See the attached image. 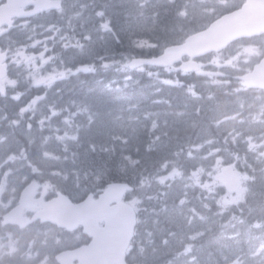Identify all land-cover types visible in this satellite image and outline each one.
Here are the masks:
<instances>
[{"label":"rangeland","instance_id":"374dc122","mask_svg":"<svg viewBox=\"0 0 264 264\" xmlns=\"http://www.w3.org/2000/svg\"><path fill=\"white\" fill-rule=\"evenodd\" d=\"M168 14H169V11H165V17H167V18H170L169 16H168ZM171 19V18H170ZM143 25H145V24H143ZM152 25H154L155 26V24L154 23H152ZM147 26H148V24H147ZM146 26V27H147ZM161 28V27H160ZM174 31H176V32H180L181 30L179 29V28H176ZM167 32V31H166ZM167 33H169V34H172L173 32H172V29H171V27H170V29L168 30V32ZM143 35H145L144 33H143ZM115 49V44H113V43H111V44H109V46H108V50L109 51H112V50H114ZM109 53H112V52H109ZM121 63L122 61H118L117 63ZM105 63L107 64V65H112V63H113V61H109V60H107V61H105ZM144 95V94H143ZM173 97V96H172ZM192 97H195V96H193L192 95ZM174 98L175 99H177L175 96H174ZM173 98V99H174ZM230 99L229 98H221V102H222V104H225V106L227 107L229 104H230ZM145 106H147L148 104H150V101L149 100H147L146 102H144L143 103ZM203 104H204V102L202 103V109H203V114H211L210 115V119L211 120H213V121H221V120H219V119H217V117H216V115H215V113H218L219 112V108L218 109H216V108H213L212 107V105L209 107V108H205L204 109V106H203ZM238 105L236 104V109H238V107H237ZM220 107H221V111H223V107H222V105H220ZM176 116V115H175ZM160 117L161 118H163V119H165L166 121H168V119H169V116H167L166 114H161L160 115ZM228 117H230V115L229 114H223L222 115V119L223 120H226V119H228ZM106 119V117H103V119H101L100 121H99V123H98V125H97V129H98V131L97 132H100V131H103V130H107V128H105V127H107L108 125H109V120L107 119L105 122H104V120ZM258 120H259V125H264V120H263V118L261 117V116H259L258 118H257ZM137 121H135V123H136ZM154 124H157V123H154ZM136 126H138V125H136ZM157 125H155V127H156ZM188 129H187V131H188V133H183V132H181L180 134L181 135H184V136H188V135H192V137H191V141H193L194 139H196V137L198 136V131L200 130V131H202L203 129L204 130H208L209 128H210V124L209 123H207V122H201V121H197V122H191L189 125H187L186 126ZM155 129V128H154ZM154 129H152V130H154ZM138 131H139V136H140V138H143V137H145L146 136V129H145V127L144 126H141V127H139L138 129H137ZM170 135L172 136V138H171V140H172V142H173V144H177V145H179L178 144V140L177 139H175L177 136L175 135V134H173L172 132H170ZM16 141H18V143H20V142H24L25 141V139L23 138V137H20V136H17V138H16ZM140 141H142V146H143V149L141 150V153H140V156H141V158H142V160H143V163H150L151 161L153 162V160L156 158V154L155 153H151L150 154V149L153 147V145L154 146H157V145H160L161 144V140L159 139V138H154V135L153 134H150V137L148 138V139H142V140H140ZM121 143L123 144V141H121ZM170 144V143H169ZM169 144H166L165 146H167V147H170V145ZM120 153H122V152H120ZM158 155V154H157ZM169 154H166V156H168ZM123 157H124V155H121V156H119V157H117V158H119L118 160H114V157L112 158V160H107V161H102V162H100L99 161V159H97V163L98 164H102V163H104V165H105V167H106V169H107V171H108V168H111L112 170H116V166H115V164H119V165H121V163L123 162ZM221 157V156H220ZM222 158V157H221ZM113 161L115 162V163H113ZM219 163H221V160L219 159V157H216V160H214V161H212V162H210V163H208V167L210 168V172H213V170H215L216 169V171L218 172L219 171V167H221L222 168V165H220V166H218L219 165ZM130 164L132 165L133 163L132 162H130ZM223 164V163H222ZM131 172H133L132 171V169L130 170ZM153 172V170H151V171H148V173L149 174H151ZM167 174L169 175V176H173V174H172V170H170V171H168L167 172ZM150 181V178L149 177H147L146 179H143L142 180V187L140 186V187H138L137 189H138V191H137V193L140 195V196H145V198L146 199H149V197H156V190H157V184L155 185V188L153 187V185H151V184H148V188L146 189H144V186H145V184H146V182H149ZM136 202H138V200H136ZM260 212H264V205H262V208H261V210H260ZM157 257H158V255L157 254H153V256H152V261H155L156 259H157ZM155 264V263H154Z\"/></svg>","mask_w":264,"mask_h":264},{"label":"bare ground","instance_id":"6f19581e","mask_svg":"<svg viewBox=\"0 0 264 264\" xmlns=\"http://www.w3.org/2000/svg\"><path fill=\"white\" fill-rule=\"evenodd\" d=\"M143 94H144V92L143 91H140V93L137 96L143 97L144 96ZM152 95L153 94L150 92V96H152ZM175 97L177 99H179V96H175ZM171 132L177 136L175 139L178 140V144L179 145L183 146V145L191 142L192 135L184 136V135H181L180 134L181 132H183L185 134L188 133L187 129H179V128H177L175 130H172ZM262 205H264V203H261V205H260L261 207H259V213H261L260 210L262 208Z\"/></svg>","mask_w":264,"mask_h":264},{"label":"water","instance_id":"95a60500","mask_svg":"<svg viewBox=\"0 0 264 264\" xmlns=\"http://www.w3.org/2000/svg\"><path fill=\"white\" fill-rule=\"evenodd\" d=\"M218 36L217 34H215L212 30L207 32L206 34H202L198 37H196V46L198 47H204V48H207V47H210V46H213L216 42H218L216 36ZM215 36V37H213Z\"/></svg>","mask_w":264,"mask_h":264},{"label":"clouds","instance_id":"9594fccd","mask_svg":"<svg viewBox=\"0 0 264 264\" xmlns=\"http://www.w3.org/2000/svg\"><path fill=\"white\" fill-rule=\"evenodd\" d=\"M259 59H264V45L261 46V54L260 56L258 57ZM8 159H11V157H9ZM8 161L5 160L4 163H7ZM11 169H5L4 172H3V175L4 176H9V174L11 173ZM66 179V177H65ZM10 188H11V180H10ZM0 191H7V190H4V189H0Z\"/></svg>","mask_w":264,"mask_h":264},{"label":"flooded vegetation","instance_id":"af4514ba","mask_svg":"<svg viewBox=\"0 0 264 264\" xmlns=\"http://www.w3.org/2000/svg\"><path fill=\"white\" fill-rule=\"evenodd\" d=\"M179 129H188V128L185 126V127H180Z\"/></svg>","mask_w":264,"mask_h":264},{"label":"trees","instance_id":"16d2710c","mask_svg":"<svg viewBox=\"0 0 264 264\" xmlns=\"http://www.w3.org/2000/svg\"><path fill=\"white\" fill-rule=\"evenodd\" d=\"M103 119V118H102ZM108 118H106L105 120H104V122L107 120Z\"/></svg>","mask_w":264,"mask_h":264}]
</instances>
